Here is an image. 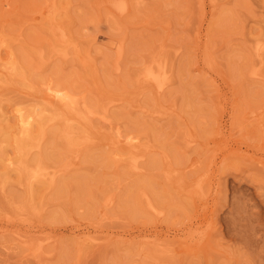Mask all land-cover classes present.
<instances>
[{"label": "rangeland", "instance_id": "rangeland-1", "mask_svg": "<svg viewBox=\"0 0 264 264\" xmlns=\"http://www.w3.org/2000/svg\"><path fill=\"white\" fill-rule=\"evenodd\" d=\"M105 1L0 0V59L26 73L0 84V264H264V0H127L123 16ZM150 64L160 94L139 80ZM49 82L93 114L90 143L52 120L22 157L15 111ZM116 132L137 136L136 170ZM35 165L50 175L20 173Z\"/></svg>", "mask_w": 264, "mask_h": 264}, {"label": "bare ground", "instance_id": "bare-ground-1", "mask_svg": "<svg viewBox=\"0 0 264 264\" xmlns=\"http://www.w3.org/2000/svg\"><path fill=\"white\" fill-rule=\"evenodd\" d=\"M105 6L107 7V9L110 11V12H114V13H116V14H118V15H122L123 16V14L124 15H126L127 13H128V11H129V9H128V4H127V0H106L105 1ZM125 17V16H124ZM120 18V17H119ZM49 40H50V42H49V45H50V49L52 50V53L53 52H55V54H57V55H59L61 58H65V56L67 55L66 54V48H67V46H69V44H68V40H70V39H68L67 38V36H66V34L64 33V31H63V27H61V26H59V25H57V24H54V23H50V28H49ZM6 34V33H5ZM68 35V34H67ZM7 37V36H6ZM11 38V37H10ZM12 39V38H11ZM71 41H73V40H70V42ZM4 42H5V37H4V34L2 35V34H0V48H1V46L4 44ZM12 42V41H11ZM11 42H9V45H10V43ZM72 43V42H71ZM7 44V43H6ZM4 46H5V44H4ZM72 46V45H71ZM73 47V46H72ZM72 47H70V48H72ZM11 48V47H10ZM69 48V47H68ZM36 49H38V48H36ZM12 51H13V49H11ZM260 49H259V47L256 49V54H257V57L259 56V54H260ZM119 53H120V50H117L116 51V54L117 55H119ZM9 55H11V53H9ZM162 55V54H161ZM15 57V56H14ZM158 57V56H157ZM158 59V58H157ZM160 60H161V58H160ZM160 60L158 59V61L160 62ZM162 60H164V57H163V59ZM161 60V61H162ZM154 61H155V58H154ZM154 61H152L153 63H154ZM157 60L155 61V62H158ZM165 61V60H164ZM163 61V62H164ZM151 62V61H150ZM166 62V61H165ZM19 63V62H18ZM21 63V62H20ZM162 65L161 66H163V64H165L163 67L166 69V63H161ZM17 63H16V61H13V60H11V58L9 57L8 59H6V60H1L0 59V84H2L4 81L2 80V77L4 76L5 78L8 76H11L12 74H13V72H14V75L15 74H18V76H20V78H23L24 77V75L26 74H23V71L22 72H17L16 70H17ZM163 67H157L156 69L152 66V64H150L149 66H147V67H145L144 68V70H143V72H141L140 73V82H142V83H146L147 85H149V87H151V88H153V89H155V91L158 93V94H160L161 92H163L162 90H165V85H166V82H168V78H169V76L167 75V73L168 72H166L165 71V69L163 68ZM21 69V68H20ZM2 70H6L7 72L6 73H4V72H2ZM19 71V70H18ZM253 75H255L254 73H252ZM3 75V76H2ZM139 75V74H138ZM137 75V76H138ZM16 76V75H15ZM168 77V78H167ZM25 78V77H24ZM28 78H29V76H28ZM30 79H31V77H30ZM24 80V79H23ZM25 82H23V85L25 84H27V82H26V80H24ZM28 81V80H27ZM51 81V80H50ZM138 82V81H137ZM52 83V82H51ZM50 82L49 83H46L42 88H41V91H42V95L40 96V98L37 100V103L36 104H34V102H33V105L32 106H30L29 108L27 107V109H16V117H17V121H18V124H17V127H18V135H19V139L18 140H16V142H15V146H16V150L21 154H23L24 155V149H25V153H26V149H27V147H31V148H33V147H35V146H37V140L39 141L40 139H36L38 136H42L43 137V132H44V125L46 124V123H48V122H50V121H52V120H58L59 121V123L61 124L60 126H62V129L61 130H63L64 131V133H65V136H64V138H63V140L62 141H65L66 139H68V140H70V139H72V136L73 135H75L76 134V132H75V134H72L71 132H70V129L73 131V128L75 129V125H74V123L73 122H75L76 124H78V125H76V126H79V127H77V131H78V129L79 128H81L80 130V134L82 135V139L84 138V136L83 135H85L86 136V130H87V122L90 120V122H91V120H92V118H89V114H92L87 108H85L82 104V102L83 101H81L82 100V98L81 99H79V98H76V96L78 95H76L75 97L74 96H72L71 94H72V92H71V94L70 93H68V92H70L69 90H68V92L67 91H65V90H63L62 89V86H61V88L60 89H58V88H55V86H53L52 84H51ZM141 83V84H142ZM5 84V83H4ZM33 84V83H32ZM37 85V84H36ZM142 85H144V84H142ZM28 86V85H27ZM4 87V86H3ZM58 87V86H57ZM25 89V88H24ZM27 89H28V87H27ZM4 93V92H3ZM75 93V92H74ZM80 96V95H79ZM23 96H21V98H22ZM20 98V97H19ZM28 100V99H27ZM31 100V99H30ZM20 101V100H19ZM32 102V101H31ZM22 103H24V102H21V104ZM17 104V103H16ZM20 104V105H21ZM16 106H19L18 104L16 105ZM24 106V105H23ZM29 106V105H28ZM103 106V105H102ZM108 106V105H107ZM110 107H112V105L110 106ZM103 108V107H102ZM102 108H101V110H102ZM108 108V107H107ZM104 109V108H103ZM109 109V108H108ZM164 111V110H163ZM106 112V111H105ZM93 115V114H92ZM91 115V116H92ZM93 117H95V116H93ZM94 119V118H93ZM17 123V122H16ZM55 124H57L56 122H54V124L53 125H55ZM35 125H36V132L35 133H33V126L35 127ZM74 125V126H73ZM90 123L88 124V127L90 128ZM55 126H58V125H55ZM55 126H53V127H55ZM15 126H13V128H14ZM46 127V126H45ZM111 126H109V128H110ZM58 128V127H57ZM58 128V129H59ZM15 129H16V127H15ZM47 129V127L45 128V130ZM59 129V130H60ZM69 130V131H68ZM89 130V129H88ZM96 130V129H95ZM58 131V130H57ZM12 132V131H11ZM10 132V133H11ZM79 132V131H78ZM77 132V133H78ZM59 133V132H58ZM61 133H63L62 131H61ZM117 133V137H114L115 139L113 140L112 139V144L113 145H115L116 146V148L117 147H119L120 145H122L121 147H126V150H127V152H129V154H127V155H130V157H129V159L131 160V167L132 168H134L135 170L138 168V164L140 163V158L142 157V154H141V150H142V147H141V145L139 144V141H138V139L136 138L137 136H135V137H128V138H125L124 139V141L122 142V141H120L119 140V138H120V136L118 135V133L119 132H116ZM116 133L115 134H112L113 136H115L116 135ZM56 134V133H55ZM60 134V133H59ZM111 134V133H110ZM17 135V134H16ZM45 135V134H44ZM53 135V137H54V134H52ZM70 135H72V136H70ZM75 136H77V135H75ZM75 136H73L74 138H75ZM52 136H51V139L53 138ZM63 136H61V138H62ZM65 137H66V139H65ZM68 137V138H67ZM58 138H60V137H58ZM70 138V139H69ZM80 138V137H79ZM86 138H87V136H86ZM42 139H44V138H42ZM41 139V140H42ZM53 139H55V138H53ZM65 139V140H64ZM82 139H81V141H82ZM89 139V137L86 139L87 141H89V143H90V140H88ZM58 140H60V139H58ZM80 140V139H79ZM78 139L76 140V141H79ZM73 141H74V139H73ZM44 142V141H43ZM64 143H69V142H67V140H66V142H64ZM77 143H80V141L79 142H77ZM40 144H41V142H40ZM40 144H39V146H40ZM70 144H72L73 145V143H71V141H70ZM80 144H86L85 142H84V140L82 141V143H80ZM143 144V143H142ZM66 145V144H65ZM71 145H69V147H70ZM76 146V145H75ZM79 146H81V145H79ZM37 148H38V146H37ZM68 148V147H67ZM72 148V147H71ZM115 148V147H114ZM73 149H76L75 147L73 148ZM70 150V151H74V150ZM78 149V148H77ZM38 150V149H37ZM69 150V149H68ZM116 152V151H115ZM114 153V152H113ZM126 153V152H125ZM125 153H123L122 154V156H124V154ZM21 154V155H22ZM112 154V153H111ZM18 155V154H17ZM23 155H22V157H23ZM26 155H27V153H26ZM26 155H24V156H26ZM19 157H20V155H18ZM28 156V155H27ZM21 158V157H20ZM28 158V157H27ZM34 158V157H33ZM36 158V157H35ZM6 159H8V158H6ZM5 159V160H6ZM25 158H23V160H24ZM30 159H32V158H30ZM128 159V160H129ZM10 160H11V158H10ZM22 160V161H23ZM36 160H38V158H36ZM39 160H41V159H39ZM120 160V159H119ZM129 160V161H130ZM20 161H21V159H20ZM21 161V162H22ZM33 161V160H32ZM115 161H116V158H115ZM118 161V160H117ZM116 161V162H117ZM128 161V162H129ZM139 161V162H138ZM17 162V161H16ZM15 162V163H16ZM34 162V161H33ZM41 162V161H40ZM43 162V161H42ZM127 162V163H128ZM8 163V162H7ZM12 162H10L9 164H11ZM14 163V162H13ZM23 163H25V162H23ZM32 163V162H31ZM30 163V164H31ZM119 163V162H118ZM121 163V162H120ZM130 163V162H129ZM38 164H39V162H38ZM45 164V163H44ZM7 165V164H6ZM34 165V164H33ZM42 165V164H41ZM40 165V166H41ZM46 165V164H45ZM9 166V165H8ZM28 166H30V165H28ZM40 166H37V165H35V166H33L32 168H30L28 171L25 169V168H23V170L21 169L20 171H22V172H20V173H23V175L26 177V178H29V179H32V180H30L31 182L32 181H34L36 178H39V177H44V175H47V174H49V171H47V173L46 174H43L42 173V170H43V168L45 167L44 165H43V168H42V166L40 167ZM128 166V165H127ZM15 167V166H14ZM131 167H129V168H131ZM42 168V169H41ZM48 168H50V167H48ZM18 169H20V167L19 168H17V170ZM133 169V170H134ZM24 170H26V171H24ZM46 170H48V169H46L45 168V172H46ZM52 170V169H51ZM54 171V170H53ZM59 171V170H58ZM26 172V173H25ZM57 172V171H56ZM135 172V171H134ZM138 172V171H137ZM54 173V172H53ZM50 175V174H49ZM46 178V177H45ZM34 179V180H33ZM2 180V179H1ZM45 180V179H44ZM48 180H49V182H51L52 180L53 181H55V179L53 178V179H50V178H48ZM4 181V180H3ZM52 181V182H53ZM5 182V181H4ZM31 182L29 183L28 181H27V183L28 184H30L31 185ZM35 182H36V180H35ZM34 183V182H33ZM25 184V183H24ZM30 185H29V187H30ZM32 186V185H31ZM199 189H201L202 190V188H199ZM245 189V188H244ZM197 190V189H196ZM200 190V191H201ZM244 191V190H243ZM143 192V191H142ZM246 192V191H245ZM32 194V193H31ZM248 194V193H247ZM191 195V194H190ZM196 195V194H195ZM242 195V194H241ZM246 195V194H245ZM32 196V195H31ZM199 198V197H198ZM200 199V198H199ZM240 199V198H239ZM246 204V203H245ZM244 204V205H245ZM253 205V204H252ZM251 207V206H250ZM247 208V207H246ZM255 208V207H254ZM248 209V208H247ZM252 209H253V207H252ZM245 210V209H244ZM256 210H258V209H256ZM248 211V210H247ZM246 211V212H247ZM253 211V210H252ZM245 212V211H244ZM249 212V211H248ZM254 214H256L258 211H256L255 212V209H254ZM19 216L20 215H18L17 216V218H19ZM262 216V215H261ZM252 217V216H251ZM251 217H249L250 218V220L252 219ZM7 218V217H6ZM14 218V217H13ZM16 218V219H17ZM245 218V217H244ZM243 218V219H244ZM248 218V219H249ZM10 218H9V216H8V219H6V220H9ZM19 219H21V218H19ZM255 219V218H254ZM253 219V220H254ZM11 220V219H10ZM250 220H248V221H250ZM256 220V219H255ZM14 221V220H13ZM19 221V220H18ZM252 221V220H251ZM14 222H16V221H14ZM253 222V221H252ZM251 222V223H252ZM257 222V221H256ZM9 223H10V221H9ZM248 224V223H247ZM246 224V225H247ZM254 224V223H253ZM257 224V223H256ZM241 225H245V224H242L241 223ZM240 226V225H239ZM250 226H251V224H250ZM257 226V225H256ZM238 227V226H237ZM246 227V226H245ZM260 227V226H259ZM233 228V227H232ZM247 228V227H246ZM250 228V227H249ZM257 228V227H256ZM261 228V227H260ZM6 229V228H5ZM231 229V228H230ZM234 229V228H233ZM259 229V228H258ZM191 230V229H190ZM257 230V229H256ZM6 231V230H5ZM18 232L20 231V230H17ZM192 231V230H191ZM190 231V232H191ZM238 231V230H237ZM12 232V231H11ZM30 232V231H29ZM196 231H194V233H195ZM236 232V231H235ZM239 232V231H238ZM248 232H249V230H248ZM6 233H7V231H6ZM187 233V232H186ZM192 233V232H191ZM259 233V232H258ZM188 234V233H187ZM196 234V233H195ZM198 234H200V233H198ZM242 234H244V233H242ZM249 234V233H248ZM260 234V233H259ZM10 235V234H9ZM204 235V234H203ZM239 235H240V233H239ZM16 236H17V233H16ZM27 236V237H26ZM25 237V239H27L29 236L28 235H26ZM201 236V235H200ZM242 236V235H241ZM259 236V235H258ZM261 236V235H260ZM259 236V237H260ZM263 236H264V234H263ZM15 237V236H14ZM24 237V236H23ZM30 237H32V236H30ZM34 237H36V236H34ZM34 237H32L33 239H34ZM203 236H201V238H202ZM244 237V236H243ZM246 237H247V235H246ZM250 237V236H249ZM252 237V236H251ZM16 238V237H15ZM18 238L19 239H17V241L19 240L20 241V239L22 238V235H18ZM36 238H41V237H36ZM35 238V239H36ZM45 238H47V237H45ZM207 238V237H206ZM262 238V237H261ZM29 239V238H28ZM38 239H36V240H38ZM42 239H43V237H42ZM48 239H49V237H48ZM52 239V238H51ZM90 239H94V238H90ZM205 239V238H204ZM263 239V238H262ZM30 240H32V239H30ZM40 240V239H39ZM203 240V239H202ZM243 240H245L244 238H243ZM252 240H253V238H252ZM251 240V241H252ZM49 241H50V239H49ZM90 241V240H89ZM208 241V240H207ZM21 242H25V244H26V241L25 240H21ZM28 242H29V240H28ZM32 242V241H31ZM47 242H48V240H47ZM47 242H45V243H47ZM245 242H247V241H245ZM254 242V241H253ZM257 242V241H256ZM44 243V244H45ZM49 243V242H48ZM33 244H34V242H33ZM33 244L31 245V243H30V246L29 245H27L26 244V246L28 247H33ZM39 244H40V246H42L41 245V243L39 242ZM43 244V245H44ZM253 244V243H252ZM249 245V244H248ZM261 245V244H260ZM21 246H22V244H21ZM23 246H24V243H23ZM45 246V245H44ZM43 246V247H44ZM25 247V246H24ZM25 248L26 250H28L29 249V251L31 250L32 251V247H31V249L30 248ZM38 247V249L40 250V248L41 247H39V246H37ZM248 247V246H247ZM257 248V247H256ZM258 249H259V246H258ZM36 250V249H35ZM41 250H43V248H41ZM254 250H255V248H254ZM260 250V249H259ZM36 251H38V250H36ZM36 251H33L34 252V255H36L35 256V258H37V255H38V252H36ZM260 251H262V252H264L263 250H260ZM260 251L258 252V257L260 258V255H261V257L263 256L262 255V253L259 255V253H260ZM36 252V253H35ZM41 252V251H40ZM40 252H39V254H40ZM189 253V252H188ZM196 253H197V251H196ZM200 253H202V251L200 252ZM202 255V254H201ZM32 256H33V253H32ZM40 256V255H39ZM38 256V257H39ZM203 257H204V255H202ZM253 256V255H252ZM254 256H256V255H254ZM264 257V256H263ZM261 260V259H260ZM259 260V261H260ZM258 261V260H257ZM259 261H258V264H263V263H259Z\"/></svg>", "mask_w": 264, "mask_h": 264}]
</instances>
